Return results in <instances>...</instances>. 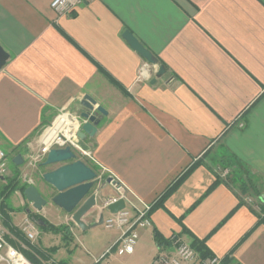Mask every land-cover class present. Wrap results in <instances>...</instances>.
Wrapping results in <instances>:
<instances>
[{"label": "crops", "instance_id": "crops-1", "mask_svg": "<svg viewBox=\"0 0 264 264\" xmlns=\"http://www.w3.org/2000/svg\"><path fill=\"white\" fill-rule=\"evenodd\" d=\"M53 1L0 0V45L10 55L0 71V150L7 155L0 189L16 180L35 186L49 201L37 211L14 191L0 200V223L21 232L34 213L67 227L53 233L36 224L31 243L44 252L57 249L49 261L37 256L41 264H103V255L77 252L87 231L51 203L56 193L42 176L58 166L32 160L44 132L63 114L78 118L89 95L108 115L94 137L80 141L92 159L77 153L106 178L87 224L98 222L105 200L117 194L107 178L153 206L199 163L151 212L152 226L138 230L137 245L154 244L143 264L159 252L172 254L174 237L190 245L206 239L215 257L228 256L233 264H264V224L256 215L263 214L215 173L220 161L233 157L264 189V0H89L59 19ZM126 31L165 68L161 77L126 42ZM144 67L147 74L139 79ZM77 127L69 120L63 133ZM18 155L20 166L13 162ZM154 230L171 244L159 249ZM120 235L116 230L110 247ZM9 241L17 249L24 245L15 236Z\"/></svg>", "mask_w": 264, "mask_h": 264}, {"label": "built area", "instance_id": "built-area-1", "mask_svg": "<svg viewBox=\"0 0 264 264\" xmlns=\"http://www.w3.org/2000/svg\"><path fill=\"white\" fill-rule=\"evenodd\" d=\"M89 0H54L52 2V9L57 15L58 19L67 15H71L77 9L84 5ZM147 63L146 67H150ZM146 67L140 72L139 79H142L145 74H147ZM156 70L159 66H151ZM66 115H61L63 117ZM68 117V116H67ZM69 119V117H68ZM70 122L73 120L78 123V118L74 117L69 119ZM64 124L61 131L52 136L47 142L46 139L49 137V133L52 128L47 129L44 132L42 146L38 154L33 156V163L38 164L46 159V156L50 149L52 148H65L70 146L72 150L79 153L82 157H88L92 159L91 152L84 150L80 145V140L76 136V130L69 135V133H63L65 127ZM7 155L4 151L0 150V177L3 175L6 168ZM228 173L222 172V177L226 178ZM101 181V177L99 178ZM115 180V178H114ZM115 184H112L117 194L115 196L109 197L103 203L101 207V212L104 213V223L103 225L107 229H116L120 231L121 235L118 241L111 248L112 250H117L118 255H130L135 251L137 245L139 234L138 230L143 228H148L152 226L151 222V211L152 205L147 204L140 198H138L127 186L121 184L115 180ZM123 200L125 202V208L115 214L108 212V207L111 204ZM106 212L108 215H106ZM21 232L27 238L28 241L33 242L38 236L37 225L34 221L27 220L21 227ZM13 236L7 230V228L0 223V264H23L29 263V261L24 257V255L15 248L9 241ZM174 252L168 254L165 252H159L157 257L154 259L152 264H196L200 262L201 264H222V258L213 257L207 260L201 261L196 250L187 242L183 241L178 237L173 238ZM31 264V263H30Z\"/></svg>", "mask_w": 264, "mask_h": 264}, {"label": "water", "instance_id": "water-1", "mask_svg": "<svg viewBox=\"0 0 264 264\" xmlns=\"http://www.w3.org/2000/svg\"><path fill=\"white\" fill-rule=\"evenodd\" d=\"M123 38L149 65L158 66L157 58L130 31H126ZM9 60L10 55L0 45V71ZM157 73L158 77H161L165 73V68L161 66ZM152 83H155V80ZM81 105L85 110L78 117L76 136L80 141H85L88 137L96 135L98 126L103 117L108 115V112L89 95L83 97ZM13 162L15 165L20 166L23 164V159L18 155ZM41 166H58L53 171L47 172L42 176L43 181L56 193L50 199L52 204L70 215L72 221L82 231H88L93 227L103 225V212H101L99 220L95 224H87L84 221V218L97 208L103 186L99 185L100 179L97 172L79 159L70 146L50 149ZM115 183L113 177L107 178L105 182V184ZM24 197L37 211H41L49 202L33 185H30L24 191ZM124 208L125 202L119 200L109 205L107 210L111 214H115Z\"/></svg>", "mask_w": 264, "mask_h": 264}, {"label": "trees", "instance_id": "trees-1", "mask_svg": "<svg viewBox=\"0 0 264 264\" xmlns=\"http://www.w3.org/2000/svg\"><path fill=\"white\" fill-rule=\"evenodd\" d=\"M42 165V164H41ZM40 165V167H42ZM199 163H196L192 167H190L174 184H172L167 190L162 194L161 198L152 206V211L160 208L163 206L164 202L183 184V182L187 179V177L193 172L194 169L198 167ZM220 166L224 169H229L230 174L227 178H223L222 174L219 170H216V178L219 183H225L228 186L233 185L236 178L245 179L244 183H242V186H244V189L250 190L253 192L255 196H258L259 200L261 201L262 208L264 211V189L262 187V183L257 181L254 176H252L250 170L244 166L239 160L236 158H228L220 161ZM92 167V166H91ZM93 170L96 172V169L93 167ZM105 177H101V180L105 181ZM247 180V181H246ZM249 182V183H248ZM234 186V185H233ZM29 187V185L26 184H20L18 181H12L8 184L4 189H0V200L2 198L8 197L11 193L14 191H20L22 194H24V191ZM246 187V188H245ZM215 188V185H213L206 193L208 195L210 192H212ZM201 201H198L193 208H195ZM3 204V202H2ZM254 212V211H253ZM233 213V212H232ZM231 213V214H232ZM255 213V212H254ZM256 214V213H255ZM259 218V224H264V214L263 216H260L259 214H256ZM29 217L33 220L39 223V227L44 229L48 232L53 233H63L67 229V227H54L50 225L44 218L39 216L38 214L30 213ZM5 227L9 230V232L15 236L16 238L20 239L25 245L28 247L29 250H21L24 255V257L31 263V264H41V262L37 259V256L45 261L50 260V255L53 254V252H56L57 249L53 248L46 252L39 250L37 247H35L31 242L27 241L24 238V235L16 228L11 226L8 222H5ZM154 240L157 245V247L160 249L165 245L171 244L169 240H165V238L157 231L154 230ZM191 246L196 250V252L199 255V259L201 261L207 260L210 258L215 257L212 252L208 249L206 246V239L205 240H198L194 239ZM222 264H233L232 260L227 256L222 259Z\"/></svg>", "mask_w": 264, "mask_h": 264}, {"label": "rangeland", "instance_id": "rangeland-1", "mask_svg": "<svg viewBox=\"0 0 264 264\" xmlns=\"http://www.w3.org/2000/svg\"><path fill=\"white\" fill-rule=\"evenodd\" d=\"M220 173L226 172L228 173L226 178L230 174L229 169H218ZM245 179L236 178L233 185L235 188L239 190V192L246 198H248L255 207H258L259 211L264 214L261 201L259 200L258 196H255L252 191L245 190L244 186H242V183H244ZM247 181V180H246ZM249 183V182H248ZM246 188V187H245ZM10 198V197H9ZM11 198L8 200V202H11ZM106 215L108 213L106 212ZM37 225H39L38 222L34 221ZM151 233V231H150ZM116 234V229H107L104 225L93 227L91 230L87 231L85 233L84 239L82 240L84 243V246L79 245L77 246V252L80 250L85 252L87 251L93 252L95 255L99 254L100 260H103V258L106 257V259L103 260V264H143V262L147 259L149 251L152 250L154 247V244L152 240L143 241L142 243L139 241L138 245L136 246L135 254L132 256L123 255L120 256L117 253V250H112L110 247L112 238ZM81 243V242H79ZM22 247L18 248L21 253H23L21 250H27V246L25 243H22ZM78 245V243H76ZM17 248V247H16ZM30 263V262H29ZM152 264V263H151Z\"/></svg>", "mask_w": 264, "mask_h": 264}, {"label": "bare ground", "instance_id": "bare-ground-1", "mask_svg": "<svg viewBox=\"0 0 264 264\" xmlns=\"http://www.w3.org/2000/svg\"><path fill=\"white\" fill-rule=\"evenodd\" d=\"M66 124L68 125L69 124V119L67 116H63V117H60L58 122L56 123V126L55 128H53L50 133H49V137L48 139H46V141L48 142L49 139L54 136L56 134L57 131L61 130L63 125ZM23 264H30V263H23Z\"/></svg>", "mask_w": 264, "mask_h": 264}]
</instances>
